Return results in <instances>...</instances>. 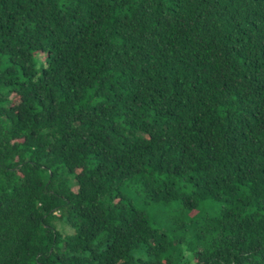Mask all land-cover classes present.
Wrapping results in <instances>:
<instances>
[{"label":"trees","instance_id":"obj_1","mask_svg":"<svg viewBox=\"0 0 264 264\" xmlns=\"http://www.w3.org/2000/svg\"><path fill=\"white\" fill-rule=\"evenodd\" d=\"M0 264H264V0H0Z\"/></svg>","mask_w":264,"mask_h":264},{"label":"rangeland","instance_id":"obj_2","mask_svg":"<svg viewBox=\"0 0 264 264\" xmlns=\"http://www.w3.org/2000/svg\"><path fill=\"white\" fill-rule=\"evenodd\" d=\"M76 191V188H72ZM220 207V203L204 202L198 208L185 212L182 209V204L179 202H173L167 206L148 207L153 220L154 225L160 228L169 237L183 238L185 243H179L177 249L179 254L184 257H190L191 251L202 247V240L195 236V229L190 227L182 231L183 219L187 221L201 220L207 214H213L217 212ZM182 213V215L180 214ZM197 246V247H194Z\"/></svg>","mask_w":264,"mask_h":264}]
</instances>
